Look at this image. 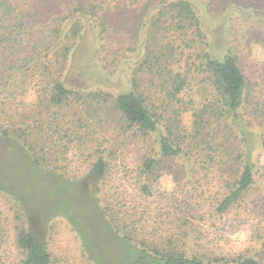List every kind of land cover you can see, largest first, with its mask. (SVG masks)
<instances>
[{"label":"rangeland","instance_id":"rangeland-1","mask_svg":"<svg viewBox=\"0 0 264 264\" xmlns=\"http://www.w3.org/2000/svg\"><path fill=\"white\" fill-rule=\"evenodd\" d=\"M66 1L49 0V3L62 10ZM187 1L198 19L201 37L191 30V35L179 39L148 25L147 30L144 27L131 38L132 30L137 28L132 22L129 25L133 27L127 31L116 23L112 31L98 35L100 28L83 20L66 60L62 61L61 54L45 56L51 64L50 75L59 74L66 88L83 94L103 91L116 95L137 89L147 98L148 105L151 102L158 107L164 118L162 124L172 120V111L177 109L186 132L192 127L193 114L200 115L205 134L213 133L217 142L227 136L231 148L248 159L254 172L253 184L226 213H217L215 205L220 198H214L213 192L221 181L198 170L192 179L199 181L204 193L190 192V184L185 186L190 180L182 179L181 163L169 160L158 169L159 189L152 197L147 200L135 197L132 191L127 195L123 181H133L142 156L140 148L147 149V154H152L155 148V137L145 141L137 137L139 146L135 149L123 146L122 161L98 182L97 190L93 177L84 178L79 186L94 192L90 196L99 201V208L107 210L102 213L106 220L121 218L119 214L124 213L122 207L126 202L149 207L142 221L137 214L132 215L136 235L129 233L131 226L126 227L122 221H118V227L112 226L121 237L131 236L134 243L143 242L160 254L181 252L200 264H234L239 257L264 264V0ZM167 43L174 49L168 62L170 69L186 75L188 80L178 94L179 103L170 105L163 102L166 100L158 82L139 71L138 66L145 54L165 52ZM12 52L0 47V79L2 72L5 74L0 88L21 81L22 70L2 65L4 58L11 63ZM202 52L217 59L226 54L236 59L245 77L242 105L237 111H227L210 76L196 70ZM41 69L37 67L36 74ZM208 104L212 106L206 108ZM209 138L203 141L201 150ZM200 149L194 150L193 157L203 162L205 153ZM186 190L189 194H185ZM89 197L78 186L28 164L21 142L0 139V264H19L22 252L16 245V237L23 229L32 230L47 244L50 264H134L133 246L91 219L96 216L92 208L96 209ZM179 207L185 212L183 219L178 214ZM151 229L159 232L149 235L153 233Z\"/></svg>","mask_w":264,"mask_h":264},{"label":"trees","instance_id":"trees-1","mask_svg":"<svg viewBox=\"0 0 264 264\" xmlns=\"http://www.w3.org/2000/svg\"><path fill=\"white\" fill-rule=\"evenodd\" d=\"M61 9H55L49 0H0V47L13 51L10 54L11 63L4 58L2 65L10 64V69L23 71L20 82L0 88V139L21 142L28 164L78 186L89 197L94 192L91 193L88 188L90 191L87 189V193L83 185L79 186L84 178H96L97 190L98 182L100 184L113 166L122 161L123 146L135 149L139 146L135 138L145 141L155 137L152 154L139 147L142 156L137 163L135 177L131 178V182L123 181L126 194L132 191L135 197L146 200L152 197L159 189L158 169L162 162L178 160L182 165V179L190 180L185 185L190 184V192L204 193L199 181L192 179L198 170H204L221 181L213 192L214 198H220L215 211L226 213L251 187L254 175L248 159L231 148L227 136L217 142L213 133L205 134V124L199 120L201 116L198 114H193L190 128L193 133L186 132L177 109L172 111L174 118L162 124L164 118L158 107L151 102L148 105L147 98L137 89L116 95L103 91L83 94L70 90L60 81L59 74L50 75L51 64L45 59L48 53H53L54 57L61 54L62 61L67 59L83 20L95 23L100 28L98 35L112 31L116 23L120 27L125 26L127 31L133 27L129 25L132 22L137 28L132 30L131 38L144 27L147 30L148 25L179 39L191 35L192 31H195V36L201 37L191 3L187 0H67ZM169 45L167 43L165 52L158 55L145 54L138 66L139 71L158 82L160 93L166 100L163 102L170 105L172 102L179 103L178 94L187 86L188 80L186 75L170 69L168 62L172 60L174 49ZM199 63L196 70L210 76L212 86L227 111L240 109L245 77L236 59L229 54L217 59L208 52H202ZM37 67H42L39 75L36 74ZM1 75L0 82L5 78L4 72ZM30 90H34L36 95L34 103L18 99L27 96ZM210 106L208 104L206 108ZM208 138L201 150L203 141ZM199 149L205 153L203 162L193 157L194 150ZM195 183L201 191L198 192ZM185 194L189 192L186 190ZM89 198L91 206L96 209L92 208L96 216L91 219L101 223L119 240L133 246L134 264H200L181 252L160 254L154 248H147L143 242L134 243L131 236L121 237L113 228L112 225L118 227V221H122L126 227L131 226L129 233L136 235L138 230L132 223V215L137 214L142 221L149 207L126 202L122 207L124 213L119 214L121 218L106 220L102 213L107 210L99 208V201L93 195ZM117 198L126 199L122 196ZM178 210L183 219L185 212L180 207ZM158 230L151 229L153 233L148 234ZM16 245L22 252L19 264L51 263L47 244L39 240L32 230L20 231ZM234 264L258 262L239 257Z\"/></svg>","mask_w":264,"mask_h":264},{"label":"crops","instance_id":"crops-1","mask_svg":"<svg viewBox=\"0 0 264 264\" xmlns=\"http://www.w3.org/2000/svg\"><path fill=\"white\" fill-rule=\"evenodd\" d=\"M19 100H22L24 102H28V103H34L35 99H36V95L34 93V90H30L27 94V96L25 97H19Z\"/></svg>","mask_w":264,"mask_h":264}]
</instances>
